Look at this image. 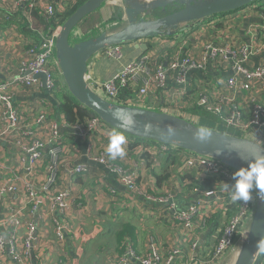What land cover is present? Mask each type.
Here are the masks:
<instances>
[{
  "label": "built area",
  "instance_id": "2783aa9c",
  "mask_svg": "<svg viewBox=\"0 0 264 264\" xmlns=\"http://www.w3.org/2000/svg\"><path fill=\"white\" fill-rule=\"evenodd\" d=\"M74 1L0 0V25L6 23L8 28L6 35L3 31L2 39L15 43L16 48L20 49L17 55L16 74L7 81L0 82V142L14 145L13 148H17L19 153L7 159L0 154V177L8 172L11 162L21 166L26 176H30L39 165L44 166L45 172L42 182L24 184V203L8 208V212L0 218V264L5 262V258L12 260L14 264H25L32 258L37 264H47L52 254L65 244L66 236L70 232V216L73 213L78 216L79 212L83 211L84 206L81 203L83 199L67 188L60 176L61 173L71 179L87 176L90 180L91 168L85 164L66 166V159L62 158V155L76 151L70 142H64L59 132L60 126L67 129L74 140L85 142L84 156L87 162L99 164L107 173L115 175L118 183L130 194L129 200L142 198L145 202L157 205L151 215L155 222L167 225L178 235V240L169 242L162 250L154 245L153 237L148 236L150 249L143 255L137 254L131 243L126 242L123 252L119 255L111 254L105 264H222L227 250L237 239V234L244 226H248L254 207V190L251 200L246 203H234L231 200L230 190L224 185L232 182L231 177L235 170L215 159L183 152V155H180L179 173L183 175L185 172H199L213 185L204 191L192 187L189 192L190 203L185 209L178 210L175 209L173 195L167 193L155 196L138 189L136 173L128 169L125 163L116 162L108 157L105 148L108 144V133L112 129L96 115H90L82 124L64 122L58 125L47 111L40 110L32 121L35 128L24 123L21 117L24 114H21L14 105L13 93L22 90L39 91L44 85L43 89L56 102L53 92L56 91L58 84L64 86L55 59V40L62 23L57 22L55 17ZM112 6L118 7L121 12L123 10L121 1H115ZM33 12L46 22L54 20V26L48 29L38 42L29 41L21 32L24 25L34 29ZM12 17H17L18 21L11 23ZM262 17L264 22V13ZM122 18L124 19L123 14ZM118 23L120 22L110 21L104 29L109 31ZM251 29L254 39L256 31H264V27ZM162 50L124 64L103 82L94 83L88 75L89 87L111 103H121L117 100L120 90L130 92L133 98L135 96L140 101L146 97L157 98L160 96L159 92L166 91L170 81L177 88H181L180 93L184 94L190 86V76L193 72L205 73L213 69L220 71L221 67H225L226 61L232 59V75L224 81L219 80L218 86L211 89L203 87L197 104L216 115L220 119L217 125L225 131L233 129L234 132L243 130L249 132L254 128L264 135V101L260 102L256 94H250L253 88L264 93V61L253 68H246L253 53L264 50V42L259 41L256 45L254 42L242 44L236 51L227 46L219 47L206 42L199 51L188 50L179 56L175 54L169 58L166 55L167 51ZM100 55L108 60L120 61L123 58L122 47H107ZM161 56L167 58L165 63L162 62ZM0 67L9 70L13 66L12 64L6 66L4 62H0ZM36 75H42L44 82L42 83L41 78L35 80L29 78ZM241 92L249 93L248 99L252 104L248 120L243 119L241 108L235 100ZM131 103L132 101L125 102L126 105ZM40 106H43V102L39 101L33 105V111ZM135 144L132 149L137 156L147 153L149 158L151 155L156 158L159 153L168 155L177 152L169 146L153 143ZM87 190L90 196L93 189ZM105 190L109 199L117 200L116 190L108 188ZM16 191L13 182H0V204L5 196L14 195ZM102 192V188H99L95 199L99 198ZM41 206H46L51 215L47 230L50 233L47 238V233H43L47 223L39 226L44 219L37 216ZM160 206L163 209L159 208ZM24 211L27 212L29 221L21 236L19 231L23 227ZM38 227L41 235L36 234ZM210 227L211 235L203 243L201 234ZM44 244L47 248L42 250ZM182 244H186L187 249H182ZM263 259L264 252H260L256 264Z\"/></svg>",
  "mask_w": 264,
  "mask_h": 264
},
{
  "label": "crops",
  "instance_id": "0c3cea01",
  "mask_svg": "<svg viewBox=\"0 0 264 264\" xmlns=\"http://www.w3.org/2000/svg\"><path fill=\"white\" fill-rule=\"evenodd\" d=\"M115 1L109 2L103 8L94 14H91L85 20H83L71 36V43L75 44L82 40H86L97 36L98 34L108 31L105 26L109 23L105 22V16L108 9L107 6H112ZM122 15V14H121ZM263 12L257 11L255 9H243L242 11L236 12L234 14L228 15V17H217L209 19L205 22L196 24L185 30L183 33H179L175 37L168 38V36L156 37L152 39L143 40L141 42L132 43L129 45L122 46L123 58L120 61H112L104 58L100 54L95 56L90 62L88 67V75L92 82L99 83L108 79L112 74L116 73L121 66L130 62L141 59L140 57L147 54H152L155 52L167 51V58L170 57V53L175 56L181 55L188 50L199 51L203 44L206 42L212 43L214 46H227L229 49L236 51L242 44H249V42H254V45L259 41L264 42V31L259 30L257 32L253 30L256 35L254 39L251 34V28L264 27V22L262 20ZM18 21L17 17L11 18V23ZM5 24V23H4ZM98 24L100 26L95 27L93 30L91 27ZM4 25H0V62H4L6 66L12 64V68L7 70V68L0 67V82L7 81L12 75L17 72V60L20 49L16 48V44L2 39V34L4 31ZM38 27L34 30H37ZM37 32V31H36ZM187 34V35H186ZM27 37V36H26ZM39 38H33L30 36L29 41L38 42ZM145 44L147 49L145 52L136 48L137 45ZM166 57L161 56L162 62L165 63ZM264 61V50H257L253 53L246 68H253L257 64L263 63ZM233 60L228 59L225 63V67H221L220 71L213 69L205 73H195L193 72L190 76V86L186 89L184 94L180 93L181 88H177L170 81L166 86V91H161L160 96L149 97L146 104L131 103L128 106L145 108L152 111H158L163 113H168L170 115L179 117L195 126L206 127L209 129H215L221 131L222 133L246 138L252 142L257 143L261 147L264 146V135L257 132L254 128L248 132V130H243L241 132H234L233 129L225 131L221 128L219 124V119L206 117L202 114L203 110L197 104L200 92L203 87L211 89L214 86H218L219 80H226L232 75ZM63 88V84L61 85ZM250 94H256L260 102L264 101V93H260L257 89H252ZM13 102L16 108H18L24 123L27 126H33V120L40 110H45L49 113L51 119L56 121L58 125L63 124V120L60 111L57 106H54L45 97V91L41 86V90L36 91H16L13 93ZM249 93L241 92L236 96V103L240 106L242 111V117L244 120L249 119L250 107L252 104L248 99ZM159 97V98H158ZM133 99V94L128 93L126 90H120L118 94V101L123 106H126L125 102H129ZM43 102V106L33 111V105L38 102ZM205 110V109H204ZM206 111V110H205ZM204 111V112H205ZM207 112V111H206ZM201 113V115H200ZM209 113V112H208ZM223 126V125H222ZM225 131V132H224ZM59 132L64 142H70L75 151L74 153H66L62 155V158L66 159V166H73L76 164H85L91 168L90 180L86 177H79L71 179L66 174H62L60 179L62 183H65L67 188L72 190L75 194L81 196L83 211L79 212L78 216L75 213L69 218L70 232L66 236V241L63 247L56 250L52 257L49 259L47 264H59L63 262L65 264H105L107 258L112 255H119L123 252L126 242H130L137 254L143 255L147 253L150 249L149 243L147 242V237L152 236L154 239V245L159 249H164L169 242L178 240V235L165 224H159L154 221L151 216L153 208L158 207L157 205H152L148 202L143 201L142 198L135 200H129L130 194L127 192L126 188L123 187V191L119 188L122 187L115 175L107 173L99 164L92 162H87V158L82 154L84 151L83 145L85 142L74 140L67 129L60 126ZM127 143L125 145L126 155L123 158H116L114 161L125 163V166L134 171L137 175L136 186L140 190H145L146 192L153 194L155 196H163L167 193L174 196V206L175 209L182 210L185 209L190 203L191 197L189 195L190 189H187V179H190V184L193 187H198L200 183L205 182V177L199 172L182 173L178 172V166L180 164V155L183 152H173L170 154H160L153 158L150 156L151 160L146 154L135 155L133 152V147L135 143L142 142L140 140L126 137ZM128 141H131L130 143ZM135 142V143H134ZM14 145L9 143L0 142V154L3 158H8L9 156L18 155V149L13 148ZM106 149V148H105ZM132 149V150H131ZM108 155V154H107ZM109 157V155H108ZM124 159V160H123ZM9 170L5 176L0 177V182L11 181L16 188V193L14 195H7L2 199L0 204V218L3 217L7 212L8 208L16 207L20 203H24V184L32 182H42L45 176L44 166L39 165L32 171L30 176H26L25 171L21 166H17L14 163L9 164ZM184 176L186 179H182ZM92 190L90 196L87 194L88 190ZM102 188L114 189L118 193L117 200H111L106 193L100 194L99 198L95 199L97 190ZM200 190L204 191L210 188V185L205 184ZM254 200H255V196ZM88 201V204H87ZM122 205H127L123 207ZM159 208L163 209L162 206ZM158 209V208H156ZM24 211L23 214V227L19 231L22 236L25 232V225L29 221V217ZM49 212L46 206H41L37 211V216L44 221L40 223H47L46 238L48 237V225H49ZM51 216V215H50ZM56 217V214H54ZM111 219L114 222L116 231L120 230L121 227L128 225L130 229L126 232V236L120 243L117 242L115 238V233H113V238L110 240L105 233H102V228L107 221ZM120 228V229H119ZM246 226L237 234V239L240 242L242 234L245 232ZM209 231V232H208ZM204 232V231H203ZM212 229L205 230L202 235V242H206L210 235ZM42 233V234H43ZM37 235H41V230L37 229ZM107 242H106V241ZM114 244L115 247L112 250H108L106 244ZM89 246L92 247L88 249ZM239 247V245H238ZM47 248L46 244L43 245V249ZM182 249H187L186 244H182ZM122 251V252H120ZM88 256V258H87ZM1 264H14V262L8 258H5V262ZM25 264H37L32 258L29 262Z\"/></svg>",
  "mask_w": 264,
  "mask_h": 264
},
{
  "label": "water",
  "instance_id": "95a60500",
  "mask_svg": "<svg viewBox=\"0 0 264 264\" xmlns=\"http://www.w3.org/2000/svg\"><path fill=\"white\" fill-rule=\"evenodd\" d=\"M110 1H121L125 26L115 32H102L75 44L70 42L78 25L91 14L101 10ZM264 0H86L62 23L55 40V59L64 86L77 105L96 115L112 130H120L126 137L169 146L173 150L209 157L232 170L247 165L250 157L264 154V149L255 142L210 129L213 133L207 142H198L195 126L168 113L140 107L111 103L94 92L87 82L89 62L105 48L125 46L156 37H175L196 24L215 17H228ZM145 52V44L137 45ZM192 73V72H191ZM31 80L44 77L29 76ZM44 88V85H43ZM45 97L57 106L48 92ZM119 110L121 117H131L133 126L119 128L113 113ZM146 126L150 129L146 131ZM169 128L173 131L170 133ZM209 129V128H208ZM77 144L80 140H76ZM79 145V144H78ZM86 145V144H85ZM83 145L86 153V146ZM80 146V145H79ZM123 191V187L119 188ZM254 207L245 232L240 238L233 264H256L260 251L257 241L264 239V199L254 190Z\"/></svg>",
  "mask_w": 264,
  "mask_h": 264
},
{
  "label": "clouds",
  "instance_id": "9594fccd",
  "mask_svg": "<svg viewBox=\"0 0 264 264\" xmlns=\"http://www.w3.org/2000/svg\"><path fill=\"white\" fill-rule=\"evenodd\" d=\"M119 110L113 113V118L119 121V128L127 129L133 126L134 121L131 117H121ZM146 131L150 129L146 126ZM173 130L169 128L171 133ZM213 133L210 129L202 127L198 129L194 136L198 142H207L211 139ZM126 136L120 130H112L108 133V144L106 153L111 159L123 158L126 155L125 145ZM231 183H225V188L230 190V198L235 202H248L252 198L253 190L260 194L264 199V154L254 153L247 161V165L240 167L233 172ZM257 249L264 252V239L257 241Z\"/></svg>",
  "mask_w": 264,
  "mask_h": 264
},
{
  "label": "trees",
  "instance_id": "16d2710c",
  "mask_svg": "<svg viewBox=\"0 0 264 264\" xmlns=\"http://www.w3.org/2000/svg\"><path fill=\"white\" fill-rule=\"evenodd\" d=\"M85 1L86 0H75L71 4V6H69L67 9H65L63 12H61L60 15H57L55 17V19L57 18V22L63 23L66 20V18L68 16H70L72 14V12L77 7L80 6L82 3H84ZM256 6H257V8H255V10L264 13V2H262V1L258 2V3H256ZM32 16H33V27H34V29H35V27L36 28L38 27V29L37 30L29 29V28H27V25H24V27L21 29L22 30L21 32L25 36H27L28 40H29L30 36H32L33 38L41 37L43 34H45L48 31V29H51L54 26V20L46 22L38 14H36V12H33ZM128 93H130V92H128ZM53 97L55 98V100L57 102L58 110L60 111L61 116L66 123L82 124L85 122V120L88 117H90V115H94V114L90 113L89 111H86L85 109H83L79 105H77L76 102L71 98V96L67 92L65 86L62 88L60 86V84H58L56 91L53 92ZM200 109L203 110L202 114L205 115L206 117H211V116H212V118L217 117L216 115H213L211 113L206 112L202 107H200ZM200 115H201V113H200ZM219 121H220V119H219ZM178 152H180V151H178ZM146 154L147 153H142V154H140V156L141 155L145 156ZM182 179H186V178L184 176H182ZM187 181H188L187 182L188 185L186 187H187V189H191L193 186L190 184L191 183L190 179H187ZM200 184L201 185L198 186L200 188L202 186H204L205 184L210 185V187L213 185V183L208 179H205V182H203V183L201 182ZM127 226L128 225L121 227V229L119 228L120 230H117L114 232L115 238L117 239L118 243L123 241L125 236H126L125 233L130 231V229ZM120 252H122V251H120ZM119 254H121V253H119ZM258 264H264V259L261 260Z\"/></svg>",
  "mask_w": 264,
  "mask_h": 264
},
{
  "label": "rangeland",
  "instance_id": "374dc122",
  "mask_svg": "<svg viewBox=\"0 0 264 264\" xmlns=\"http://www.w3.org/2000/svg\"><path fill=\"white\" fill-rule=\"evenodd\" d=\"M108 7V9L106 8V10H107V14H106V16H105V24L106 23H108V22H110V21H118V22H120V23H118L116 26H114L111 30H109L108 31V33H111V32H115V31H117V30H119V29H121V28H123L124 26H125V21H124V19L122 18V12L120 11V9L118 8V7H116V6H107ZM255 8H257V6H256V4H254V5H252V6H250V7H248V8H245V9H247V10H249V9H255ZM217 18V17H216ZM208 22V21H207ZM4 25V33H5V35H6V32H7V30H8V28H7V25H6V23L5 24H3ZM94 26L95 27H97V26H100V25H98V24H95V25H93V27H91L93 30H95L94 29ZM187 35V34H186ZM70 42H71V40H70ZM173 54V53H172ZM171 53H170V57H173V55H172ZM177 54V53H176ZM148 100H150V99H148L147 97L146 98H144V100L143 101H140V100H138V99H136L135 98V96H134V98L131 100L132 102H135V103H143V104H146V102L148 101ZM129 143L131 142V141H128ZM135 143V142H134ZM139 143H150V142H145V141H142V142H139ZM105 196H106V191H103L102 192ZM155 221V220H154ZM114 221L113 220H111V219H109L108 221H107V223L106 224H104V226H103V228H102V233H105V235L110 239V240H112V238H113V233L116 231V228H115V225H114V223H113ZM106 241V240H105ZM107 242V241H106ZM108 247H110L108 250H112L114 247H115V245L114 244H110V243H108V244H106ZM238 245H239V241L237 240L236 241V239L233 241V243H232V245H231V247L227 250V252H226V254H225V257H224V259H223V262H222V264H233V262H234V259H235V256L237 255V252H238ZM88 249H91L92 250V247L91 246H89V248ZM87 258H88V256H87Z\"/></svg>",
  "mask_w": 264,
  "mask_h": 264
},
{
  "label": "bare ground",
  "instance_id": "6f19581e",
  "mask_svg": "<svg viewBox=\"0 0 264 264\" xmlns=\"http://www.w3.org/2000/svg\"><path fill=\"white\" fill-rule=\"evenodd\" d=\"M72 36H73V34H72Z\"/></svg>",
  "mask_w": 264,
  "mask_h": 264
}]
</instances>
